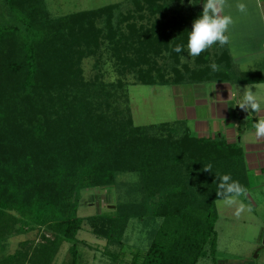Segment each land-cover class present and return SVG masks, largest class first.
Masks as SVG:
<instances>
[{"label": "trees", "instance_id": "1", "mask_svg": "<svg viewBox=\"0 0 264 264\" xmlns=\"http://www.w3.org/2000/svg\"><path fill=\"white\" fill-rule=\"evenodd\" d=\"M4 4L0 264H54L64 243L71 246L63 264H80L83 225L108 247H119L120 253L108 252L110 264H126L121 248L132 221L142 224L148 247L132 252L130 264H198L207 248L215 256L216 175L230 174L248 189L243 148L224 137H198L185 120L135 125L127 84L101 75L87 81L83 60L97 57L98 68L104 47L120 76L134 74V85L146 86L258 84L263 74L236 72L224 49H206L194 66L181 65L193 22L203 12H185L181 0H132L133 9L119 15L124 30L113 24L120 3L60 17L51 15L46 0ZM177 45L182 53L174 51ZM164 53L173 62L160 67L156 57ZM209 164L211 171H204ZM123 174L138 176L127 188L129 199L105 213L78 215L83 190L117 187ZM33 231L41 233L39 242L26 240L4 253L7 239Z\"/></svg>", "mask_w": 264, "mask_h": 264}, {"label": "rangeland", "instance_id": "2", "mask_svg": "<svg viewBox=\"0 0 264 264\" xmlns=\"http://www.w3.org/2000/svg\"><path fill=\"white\" fill-rule=\"evenodd\" d=\"M132 0H46L47 8L53 17L65 16L82 11L95 10L110 4H122L120 11L115 13L113 24L120 25V13L127 14L133 9ZM196 0H181L182 5H186L185 12L203 9L204 0L196 3ZM243 2L246 4V11L240 12L236 4ZM259 2V4H258ZM264 15V0H228V6L224 10V14H229L233 18V25L229 30V42L223 46L219 43L214 44L209 51L220 53L223 49L227 50L234 59L236 72L253 70V72H261L264 75V59L240 62L241 58L253 54L258 48L264 51V29L262 26V16ZM170 16L172 14H169ZM0 16L8 17V10L4 4V0H0ZM140 23V22H139ZM122 30L125 24H121ZM258 41V42H257ZM221 46V48L219 47ZM101 66L96 68L97 57H89L83 60L82 68L84 77L87 81H93L101 75V79L105 82H117L122 79L127 85L130 107L137 126H145L152 124H160L164 122H174L177 120H185L193 133H197L198 124L205 117L204 107H200L196 103V99H202L201 96L208 91L212 85H182L173 86H146L136 84L134 74L120 76L115 69L114 61L110 54L106 52L104 47L101 51ZM181 60V65L194 66L195 57L188 55L187 45L185 46ZM165 57V58H164ZM250 57V56H249ZM171 59V60H170ZM238 61V62H237ZM158 66L171 65L173 60L168 58L166 53L156 57ZM249 85L240 84L237 86L238 93H243L245 87ZM253 91V90H252ZM256 94L259 89H255ZM254 92V91H253ZM198 110L199 118L189 119L187 116L188 108ZM214 134L213 129L209 131ZM245 132V131H244ZM223 133V132H222ZM249 133H241L236 136L233 141L243 148L244 140L249 139ZM198 135V134H197ZM209 138V137H208ZM212 138V137H211ZM228 141V138L224 135ZM254 140V138H252ZM232 141V142H233ZM245 153V161L247 154ZM261 160H264L263 154L260 153ZM248 163L246 162V165ZM248 175V194L247 197L240 199L248 206V209L239 217L235 215V206L229 207L222 203L216 202L218 211V221L216 223L217 232V253L215 256L210 254L207 248V256L202 258L198 264H264V169H251L247 165ZM138 176L136 174H123L118 178V186L101 189L92 188L85 189L81 193L78 215L80 217H88L109 210H114L116 205L126 198L129 199L127 188L129 185H136ZM38 231H33L20 236L9 238L4 243L5 254L14 253L20 248L23 241L39 242L41 240ZM78 239L86 244H79L77 248L80 253V264H110L111 256L108 252H119V247H108L105 240L97 239L88 231L87 225H83V229L78 234ZM81 242V243H82ZM71 244L64 243L54 261V264H63L65 257L70 249ZM148 242L146 236L142 233V224L132 221L124 237V246L121 248L125 252V263L130 264L133 255L132 252L146 251ZM0 256L3 254L0 252Z\"/></svg>", "mask_w": 264, "mask_h": 264}, {"label": "clouds", "instance_id": "3", "mask_svg": "<svg viewBox=\"0 0 264 264\" xmlns=\"http://www.w3.org/2000/svg\"><path fill=\"white\" fill-rule=\"evenodd\" d=\"M228 6V0H205L203 4L202 14L194 20L192 30L188 36V55L197 57L202 54L206 49L210 48L216 43L221 46L229 42V30L234 21L231 15L224 14L225 8ZM240 12L246 11V4L243 2L236 4ZM176 53H182L183 47L177 45L174 48ZM185 59L181 56V60ZM211 68L214 72L219 71V65L212 63ZM258 87V84L249 85L243 90L241 95V102L238 106L249 113H255L257 122L252 123L254 135L257 138H264V116H260L261 105L258 101L256 92L252 88ZM211 165H205L204 171H211ZM217 177V202L226 206H235V215L240 216L248 209V206L240 199L247 197L248 189L239 181L233 180L230 174L216 175Z\"/></svg>", "mask_w": 264, "mask_h": 264}, {"label": "crops", "instance_id": "4", "mask_svg": "<svg viewBox=\"0 0 264 264\" xmlns=\"http://www.w3.org/2000/svg\"><path fill=\"white\" fill-rule=\"evenodd\" d=\"M259 4V2H258ZM263 21L262 26L264 29V15L261 14ZM258 42V41H257ZM231 56V55H230ZM250 56V57H249ZM232 57V56H231ZM259 58L264 59V51L263 48H256L253 51V54H248L241 58L240 62L244 61H252L258 60ZM233 59V57H232ZM234 61V59H233ZM238 62V61H237ZM254 62V61H252ZM235 63V62H234ZM240 72V71H239ZM241 72H253V70L241 71ZM264 77V75H263ZM202 84H210L212 87L205 91L201 96L202 99H196V103L200 107H204L203 112L205 117L199 118V113L196 107L188 108L187 116L189 119H204L201 124L198 126L197 133H194L198 137H224V135L228 138L230 143H236L233 141L236 136L241 134L240 129V121L238 114L235 110V107L241 102V95L243 93H238L236 89L240 83H234L232 81H220L214 83H202ZM202 84H194V85H202ZM243 85H254V84H243ZM236 87V88H235ZM246 88V87H245ZM255 87L252 88L254 92ZM259 93H257L258 101L261 105V109L264 110V82L258 83ZM247 124L244 132V136L246 132L249 134V139L244 140L243 148L247 154V165L251 169H264V160H261L260 153L263 154L264 157V138H257L254 135V129L252 128V123L257 122V116L255 113L248 112ZM260 116H264V112L259 114ZM211 128L214 131V134H210ZM192 130V129H191ZM223 132V133H222ZM198 134V135H197ZM254 138V140L252 139ZM233 141V142H232Z\"/></svg>", "mask_w": 264, "mask_h": 264}, {"label": "water", "instance_id": "5", "mask_svg": "<svg viewBox=\"0 0 264 264\" xmlns=\"http://www.w3.org/2000/svg\"><path fill=\"white\" fill-rule=\"evenodd\" d=\"M235 110L239 117L241 133H244L247 124V118L249 115L248 111L241 109L239 106H236ZM263 245H264V239H263Z\"/></svg>", "mask_w": 264, "mask_h": 264}]
</instances>
